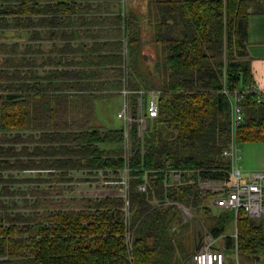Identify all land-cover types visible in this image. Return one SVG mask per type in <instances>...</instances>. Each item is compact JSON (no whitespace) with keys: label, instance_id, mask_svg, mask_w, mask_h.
Instances as JSON below:
<instances>
[{"label":"trees","instance_id":"obj_1","mask_svg":"<svg viewBox=\"0 0 264 264\" xmlns=\"http://www.w3.org/2000/svg\"><path fill=\"white\" fill-rule=\"evenodd\" d=\"M150 1L140 18L125 0H0V264H186L201 232L176 205L159 204L167 197L192 204L216 237L237 228L243 263H262L264 223L244 209L206 206L210 194L198 180L227 176L231 119L222 88L255 83L249 17L264 14V0ZM32 29L38 46L27 63ZM125 40L128 87L161 91L159 116L143 137L135 122L130 133L128 221L118 186L75 195L50 184L84 170L77 179L89 184L95 169L125 166L124 129L96 122V99L124 86ZM39 58L47 69L27 74ZM240 105L239 143L264 141V101L249 91ZM169 168L187 171L171 184L162 172ZM99 193L107 194L90 196ZM232 243L228 236L218 248Z\"/></svg>","mask_w":264,"mask_h":264},{"label":"built area","instance_id":"obj_2","mask_svg":"<svg viewBox=\"0 0 264 264\" xmlns=\"http://www.w3.org/2000/svg\"><path fill=\"white\" fill-rule=\"evenodd\" d=\"M128 45L125 40L123 53L125 61V75L123 77L124 86L120 91L122 96V107L118 112V117L125 123L123 142V156L125 166L115 173L114 170L95 169L91 175V185H108L115 184L120 188L121 196L125 200L126 221L130 217V180L131 165L130 160L132 153L130 150V133L134 122L136 123L139 137H143L150 123L159 116V99L161 91L158 89H137L133 90L128 87ZM230 89L225 83L222 92L226 95L230 102V137L227 146L223 150V155L229 161V168L226 171L227 176L219 178H200L198 180V188L202 194H210V198L205 200V205L215 210H234L238 215L239 210L244 209L247 214L252 217L264 219V160L261 165L253 170L245 169L241 163V144L239 143V130L245 121V115L240 105V100L246 92H256L257 100L264 101V88H259L256 83L246 86L245 89ZM138 94L135 103V112L132 108L131 96ZM124 149H129V154L125 156ZM186 169L169 168L162 172L166 175V181L171 184L179 183L186 173ZM86 171H82L83 175ZM77 173V172H75ZM138 189L142 192L148 190V182L138 185ZM176 205L181 212L184 221H193L197 219V210L192 204H186L181 201L170 200L168 197L159 204ZM133 231L130 225L126 230V240L131 242ZM234 238V260L227 256L222 248H218L220 244L225 243V236L216 237L212 233L204 231L203 239L199 247L191 255L186 264H243L238 248V231L235 229L231 235ZM221 242V240H223ZM264 264V256L262 263Z\"/></svg>","mask_w":264,"mask_h":264},{"label":"rangeland","instance_id":"obj_3","mask_svg":"<svg viewBox=\"0 0 264 264\" xmlns=\"http://www.w3.org/2000/svg\"><path fill=\"white\" fill-rule=\"evenodd\" d=\"M9 35L11 34V31H8ZM133 95V94H132ZM132 97V96H131ZM132 103V102H131ZM122 107V96L120 94V90L119 92L116 93H111V94H106L104 96L98 97L96 99V119L100 125V127L102 128H106V129H120V128H125V123L122 119H120L118 117V112ZM133 108V106H132ZM133 111L135 112V108H133ZM241 160L240 163L241 165L245 168V169H249V170H253L255 169L258 165V162L260 160H263L264 158V141H260V142H247V143H241ZM124 153L125 156H127V154H129V149H124ZM73 176L75 177L71 182H64V181H60V182H55V181H51L50 184H54L57 183L59 187H62L64 189V193H72L75 195H78L80 193H76V191L78 189L81 188H89V189H100L103 186L99 185L98 183L96 185H89L87 183H84L85 181H79L77 178L82 177L83 175L81 173H73ZM36 177H40V176H36ZM36 183V182H34ZM113 187H116V185H111ZM71 187V188H69ZM73 188V190H72ZM107 193H99V194H95V195H90V196H104ZM86 195V194H84ZM30 196V195H28ZM6 197L8 199H11L13 197L12 193L6 195ZM228 212H231V210H228ZM197 213L199 214V211H197ZM254 220H256L257 222H262L264 223V219L259 218V217H255ZM193 225H195L196 227H198V229H200L201 232V238L203 239V233L205 231V229H203V225L201 223L200 218L198 217L197 219H194L192 221ZM176 231H178V227H175ZM233 233V228H229L226 233H224V238H225V242H226V238L228 236H231ZM200 238V242L202 241V239ZM223 240H221V242H223ZM223 250L226 252V254L232 259L234 260V247L232 246H227L224 247ZM245 264V263H243ZM249 264V263H247ZM256 264V263H255Z\"/></svg>","mask_w":264,"mask_h":264},{"label":"crops","instance_id":"obj_4","mask_svg":"<svg viewBox=\"0 0 264 264\" xmlns=\"http://www.w3.org/2000/svg\"><path fill=\"white\" fill-rule=\"evenodd\" d=\"M127 1V8L126 11L132 10L138 17H142L144 15H148L150 12L149 4L151 3L150 0H125ZM32 32H28L27 34V63L33 57L34 53L30 50L31 47H37V42L33 41ZM31 36V38H30ZM31 39V40H30ZM31 57H30V54ZM247 53L248 57L250 58L251 68H252V75L254 78V82L257 84L259 88H264V14L261 13H254L251 14L249 17V27H248V42H247ZM37 58L40 56L39 54L35 55ZM43 57V55L41 56ZM41 63V58L37 60V64L35 66L31 65L26 66L25 70L28 74L29 70L36 71L37 73H43L45 68ZM27 82L32 83L31 79H28ZM264 160V158H263ZM258 162L260 166L262 161ZM257 166V167H259ZM256 167V168H257Z\"/></svg>","mask_w":264,"mask_h":264}]
</instances>
